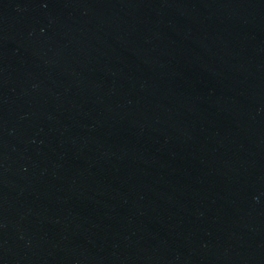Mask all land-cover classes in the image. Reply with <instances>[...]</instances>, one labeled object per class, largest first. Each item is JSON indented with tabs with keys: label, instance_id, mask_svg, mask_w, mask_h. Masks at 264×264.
Instances as JSON below:
<instances>
[{
	"label": "water",
	"instance_id": "water-1",
	"mask_svg": "<svg viewBox=\"0 0 264 264\" xmlns=\"http://www.w3.org/2000/svg\"><path fill=\"white\" fill-rule=\"evenodd\" d=\"M0 264H264V0H0Z\"/></svg>",
	"mask_w": 264,
	"mask_h": 264
}]
</instances>
